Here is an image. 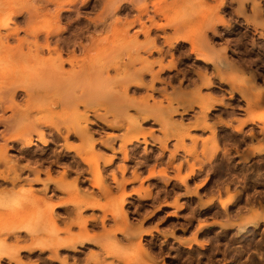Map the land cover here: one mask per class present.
<instances>
[{"label":"rangeland","instance_id":"obj_1","mask_svg":"<svg viewBox=\"0 0 264 264\" xmlns=\"http://www.w3.org/2000/svg\"><path fill=\"white\" fill-rule=\"evenodd\" d=\"M68 1L0 0L20 10L0 28V244L8 250L76 236L83 220L90 240L56 255L23 250L16 261L4 257L0 264H264V0H73L74 9L57 15L55 3ZM140 7L147 14L138 19L133 9ZM55 27H69L63 36L80 27L86 53L67 50L98 71L97 97L110 112L96 108L97 99L63 104L68 92L30 101L17 89L7 93L8 75L22 68L23 84L38 89L31 81L35 69L25 67L34 66V56L17 55L35 54L32 34L44 46L46 30ZM143 29L161 56L144 47ZM113 33L138 35L133 43L113 41ZM93 35L99 37L96 53ZM179 35L186 41L175 39ZM219 61L226 68L217 70ZM115 109L122 114L114 117ZM73 126L86 131L88 143L67 132ZM22 134L31 137V147ZM213 137L220 147L215 153ZM44 190L52 204L68 202L54 207L59 219L40 227L26 223L33 239L24 230L9 236V222H20L22 210L11 206Z\"/></svg>","mask_w":264,"mask_h":264},{"label":"bare ground","instance_id":"obj_2","mask_svg":"<svg viewBox=\"0 0 264 264\" xmlns=\"http://www.w3.org/2000/svg\"><path fill=\"white\" fill-rule=\"evenodd\" d=\"M126 1V0H125ZM138 1V0H136ZM141 1V0H140ZM42 2V1H41ZM127 2V1H126ZM135 2V0H134ZM139 2V1H138ZM137 2V3H138ZM84 3V2H82ZM114 3V2H113ZM128 3V2H127ZM130 5L133 4V0H131L130 2ZM4 3H0V20H1V23H0V28H3L5 27L4 26V23H5V19H10L12 16H16V15H19L20 14V10L19 8L17 7H14L15 5H13L12 3H7L6 2V5H2ZM64 5L56 2L55 3V6H56V13L58 15V13H60V11H64V12H67V10L75 5V2L73 0H70L68 2H65L63 3ZM42 5V4H41ZM82 5V4H81ZM110 5V9H111V5L113 4H110L108 3L107 6ZM119 5V4H118ZM128 5V4H126ZM143 5V4H142ZM155 5V4H154ZM219 5H223V0L220 1ZM64 6L66 8H64ZM104 11H105V8L107 7L106 4L104 5ZM129 6V5H128ZM127 6V7H128ZM148 5H146L147 7ZM14 7V8H13ZM121 7V6H120ZM119 7V9H120ZM144 7L143 9H133V10H136L137 12V16H138V19H140L139 17L143 16L141 14H147V8ZM253 7H256L257 10H260L261 8L256 5V6H253ZM73 8V7H72ZM71 8V9H72ZM75 8V7H74ZM73 8V9H74ZM91 8V7H90ZM134 8V7H133ZM16 9H18L19 11H17ZM42 9H45V8H42ZM77 9V7H76ZM128 9H132V8H129ZM118 10V8H117ZM115 10V11H117ZM127 10V9H125ZM131 10V11H133ZM150 10V9H149ZM156 12L159 11L160 9H154ZM22 11V10H21ZM27 11V10H26ZM51 11V10H49ZM53 11V10H52ZM23 12V11H22ZM25 12V11H24ZM263 12V11H262ZM29 13V12H28ZM150 13V12H149ZM160 13L162 14V12L160 11ZM5 14V17H2V15ZM105 14V12L103 13ZM26 15V14H25ZM31 15V14H30ZM141 15V16H139ZM29 16V15H27ZM59 17V16H58ZM33 19L36 20V17L35 15L34 16H31V17H28V21H33ZM137 19V21H138ZM143 19V18H142ZM219 19V18H218ZM220 20V19H219ZM222 20V19H221ZM208 20H206L207 22ZM72 22V21H71ZM95 22V21H94ZM257 22V21H256ZM31 23V22H30ZM100 23V22H98ZM134 23V22H132ZM29 24V23H28ZM73 24V23H72ZM77 24V22H76ZM93 24V23H92ZM102 24V23H100ZM208 24V23H207ZM30 25V24H29ZM70 25L71 26V23L68 24V26ZM78 26V24H77ZM93 26V25H92ZM100 26V25H99ZM97 23H94V28L96 29L97 27ZM215 26V25H214ZM214 26H211L210 28L213 30V27ZM16 27V26H15ZM66 27V26H64ZM103 27V26H102ZM102 27H99V28H102ZM69 28V27H67ZM60 29V28H57L55 27L54 29H48L46 30L45 34H44V46H40L37 40L38 38V34L35 32V34L32 36H34V38L36 39V42H34V49H35V54H30V56H26V55H29V54H26L25 56L24 55H17V51L16 54L13 53V55H17V58L18 56L20 57H24L25 59L31 61L32 58H34L32 60V62H35L34 63V66L31 65V67H27L28 69H31V68H34L35 70L33 71L35 73V77H33L30 73V77L31 78H35L34 80H31L32 83L35 82V84L39 87H37L38 89H35L34 87L33 88H29L26 86V84L24 85L23 82L25 81V76L24 74H26L24 71H23V68L21 70H15V71H18L19 73L16 75L15 72L12 71V68H11V71L14 73L13 75H8L9 77V84H10V89L8 88L7 90V93H9L10 95H15L16 93V89L19 90V92H23L25 97H26V101H30L31 98H34L35 95L37 96H40V97H49V96H53V95H59L61 92H68V96L64 98V96L62 98L63 101V104H65L64 102H68L70 105H74L78 102H85L86 104H92L94 102L95 99H97L98 101L100 99H98V94L96 93L97 90H98V87H99V78H98V71L94 70V68L92 69V66H90L89 64L85 63V60L84 58H72L70 57V54H71V51H68L67 48L70 46H72L73 48H75L76 50V47L81 49L84 53H86V49L80 44L79 42V39L82 40V38L80 37V33L81 31H78L79 28L78 27H74L75 29L78 28V30L76 31H73L74 29H72L73 31V35L72 36H63V34H65L67 32V30L69 29ZM207 28V27H206ZM215 28V27H214ZM20 29V28H19ZM67 29V30H66ZM83 29V28H82ZM152 29V28H151ZM96 31V30H94ZM14 32H17V29L14 31ZM98 32V31H96ZM8 33V32H7ZM68 33V32H67ZM75 33V34H74ZM144 36H145V45L144 47L148 50H154L156 52L159 53V56H161V52L160 50L157 49L156 47V43H155V38L154 39H150L149 38V29H143L142 32H141ZM11 34V33H9ZM8 34V35H9ZM72 34V33H71ZM82 34V33H81ZM114 34V33H113ZM116 39L113 40V41H128V42H133V43H136V39H137V35L138 34H134L133 36H131L130 38L127 37V33H116L114 34ZM154 36V35H153ZM177 36V35H176ZM83 37V36H82ZM112 37V38H113ZM3 38V37H2ZM51 38H55V40L53 41ZM106 38V37H104ZM8 39V38H7ZM34 39V41H35ZM49 39H51L55 46L54 47H50L49 45ZM171 38H168L167 40H165L166 42H168ZM175 39H179L181 40V42L183 41H186V38L182 37V35L178 36L177 38ZM5 40V39H4ZM92 48H91V51L93 52H97L95 49L98 48V46L100 45L99 43V37L96 36V35H93L92 38ZM170 42V41H169ZM189 44H191L192 46V49L194 50V42H192L191 40H189ZM22 42H19V45H21ZM99 43V44H98ZM112 43V42H111ZM179 43V42H178ZM237 45V44H236ZM235 45V46H236ZM69 47V48H70ZM246 47V46H245ZM3 49V48H2ZM39 49H42L39 50ZM78 49V50H79ZM212 49V48H211ZM47 53V56L46 57H41V54L44 53V51ZM99 50V49H97ZM33 51V50H32ZM31 52V51H30ZM148 52V51H147ZM150 52V51H149ZM5 53V52H4ZM19 53H21L19 51ZM24 53V52H23ZM200 53V51H199ZM263 53V52H262ZM167 54V53H166ZM6 55V53H5ZM9 55V54H7ZM34 56L32 57L31 59L28 58V57H31V56ZM65 55L68 57L67 60H64L63 59V56L65 57ZM3 56V55H2ZM9 57V56H7ZM5 56V59L7 58ZM16 57V56H15ZM203 58V57H202ZM8 59V58H7ZM13 59V58H12ZM11 59V60H12ZM171 59V58H170ZM204 59V58H203ZM10 58L8 61H10ZM26 60V62H27ZM15 61V60H14ZM12 61V62H14ZM19 61V59H18ZM21 62V61H20ZM160 62H161V59L159 58L156 62V65L158 63V65H160ZM15 63V62H14ZM19 63V62H18ZM17 63V64H18ZM22 63V62H21ZM65 63H68L69 66H70V70L66 71L64 70V65ZM176 63V62H175ZM13 64V63H12ZM28 64V62H27ZM30 64H33V63H30ZM155 65V63H154ZM153 65V66H154ZM224 65L222 64L221 61L218 62V64L216 65L217 67V70H219L220 67H223ZM24 67V68H25ZM226 68V66H224ZM16 68V67H15ZM161 70V69H160ZM172 70V69H171ZM204 70V69H203ZM32 71V69H31ZM165 71V70H164ZM32 72V74H33ZM100 73V72H99ZM139 75L142 74V72L138 73ZM186 74V73H185ZM105 75V74H104ZM102 75V76H104ZM143 75V74H142ZM231 76V75H230ZM29 77V75H28ZM128 77V76H127ZM232 77V76H231ZM23 78H25L23 80ZM126 78V77H125ZM143 78V77H142ZM153 80L157 79L156 76H152ZM173 78V77H172ZM124 79V78H123ZM222 78H220L221 80ZM126 80V79H125ZM133 80V78L131 79H127L126 81H121V82H124L125 84H129L131 83ZM34 81V82H33ZM118 81V80H117ZM137 86L139 85H142V80L139 79V81L136 80V83H135ZM91 87V88H90ZM123 87H126V86H123ZM133 88V87H132ZM247 88V87H246ZM90 89V90H88ZM131 90V89H130ZM129 90V91H130ZM233 90L237 91L236 88H233ZM135 91V90H134ZM18 92V93H19ZM136 92V91H135ZM3 92H1L2 94ZM35 93V94H34ZM255 97H258V93L257 92H254L253 93ZM6 96V94H4ZM117 96V95H116ZM124 96V95H123ZM244 96V95H243ZM17 97V96H16ZM115 97V96H114ZM37 98V97H36ZM108 98V97H107ZM222 98V97H221ZM109 99V98H108ZM133 99V98H131ZM6 100V99H5ZM96 100V101H97ZM112 100V99H111ZM123 100V99H122ZM101 101V100H100ZM130 101V100H128ZM220 102V101H218ZM215 103V102H214ZM221 104V103H220ZM226 104V103H224ZM69 105V106H70ZM62 106V105H60ZM65 106V105H63ZM16 107V105H15ZM66 108L69 109V107L65 106ZM97 107H102L106 113L110 112V110L108 109V107H106V105L104 103H101L100 104H97L96 105V108ZM90 110H93L95 111L94 107H89ZM147 109V108H146ZM210 109H212V106L210 107ZM209 109V110H210ZM226 111V110H225ZM123 112V110L121 109H115L114 111L112 110V113L114 115V117H118L119 115H121ZM110 119V118H109ZM228 119V118H227ZM122 120V119H120ZM253 120V119H252ZM35 121V120H34ZM84 121V120H83ZM124 121V120H123ZM90 124V123H89ZM42 125V124H41ZM78 126V125H77ZM85 126V125H84ZM133 126V125H132ZM86 127V126H85ZM57 129V128H56ZM214 129V128H212ZM128 130V129H127ZM67 132L70 133H74L76 134L78 137H79V140L84 144V143H88L89 142V136L87 135L86 131L83 130V129H79V128H76L75 126L71 127V128H68L67 129ZM149 133V132H148ZM90 135V134H89ZM143 135V133H142ZM214 135V133H213ZM20 136H23L21 140H24L27 144V147L29 148L30 144L33 142H31V137H27V135H20ZM73 136V134H72ZM143 136H146V135H143ZM11 138H14L13 140L16 142L17 140L19 139H16V137L14 136H11ZM219 140V139H218ZM221 141V139H220ZM240 141V140H239ZM125 142H130L129 140L127 141H124L123 140V143ZM132 142V141H131ZM134 142V141H133ZM223 142V141H222ZM166 143V142H165ZM219 143V142H218ZM217 143L216 139L213 137V153L219 151L220 147H219V144ZM90 146H92V144H89ZM107 145V144H106ZM31 147V146H30ZM93 147V146H92ZM91 148V147H90ZM27 149V148H26ZM6 157V156H4ZM1 159V158H0ZM94 161V160H92ZM73 163V162H72ZM89 163V161H88ZM91 164V163H90ZM231 165V164H230ZM97 166V165H96ZM42 167V166H41ZM84 170V169H83ZM88 170L89 172H93L94 170H97V168L95 167H92V166H89L88 167ZM37 171V170H36ZM55 172V171H54ZM257 172V171H256ZM96 173V171H95ZM3 179L5 181V178L2 177L0 175V179ZM85 180V179H84ZM35 181H39L38 178L35 179ZM48 181V180H47ZM96 180H94L92 183V185H94L96 183L97 185V182H95ZM46 185V183H44V186ZM86 188V187H85ZM243 189V188H242ZM46 191L44 190L43 193L41 195H37L35 194L33 191H30V194H27V195H24L22 197H19L17 199V201L15 202L14 205L11 206V210L12 212L14 210H16V207H19L18 209H22L21 212H19V214L17 215V219L20 220V222L16 223L14 219L11 218L9 224L10 226L8 227V229H6V233L10 236V235H13V236H18V234H21L23 233L22 230H24L26 234H28V236L32 237L31 236V232H28L27 230V227H26V223H29L31 222L33 226H42V225H45L47 223H51V222H56V220L59 219V216L55 215L54 214V207H57V206H66L68 205V202L67 201H61L60 203L58 204H52L50 202V198L46 197L45 195ZM108 193V189H104L103 191V195H106ZM1 194V192H0ZM259 195V194H258ZM70 201V200H69ZM253 203V202H252ZM42 207V209L40 210H37V211H32L30 212L28 209L29 208H32V207ZM86 206V205H85ZM91 207H95V206H91ZM245 209V208H244ZM10 210V211H11ZM67 211V209L65 210ZM69 212V211H68ZM57 213V212H56ZM4 214V213H3ZM3 214L1 213L0 214V217L2 218ZM66 215V214H65ZM61 216V215H60ZM64 216V215H63ZM65 217V216H64ZM62 218V216H61ZM66 219V217H65ZM91 221H95V218H91L90 219ZM264 220V217L263 219ZM87 222V220H83L82 221V224L80 225L81 228H82V232L81 234L79 235H76V236H73V235H70V236H67L63 239H52V238H49L47 241H42V240H39V239H34V241H32V243L30 245H27V246H22V247H13V248H9L8 250H6L2 244H0V260L3 259L4 257H8L9 259H14L16 261V259H18V253L20 251H23V250H27L29 252H32V251H35V250H44L45 249H48V250H51L52 253L54 255H56L58 249H62V248H75V245H78V244H81L83 242H87L88 240H90L89 236L87 235V230L85 228V223ZM124 223V222H123ZM126 223V222H125ZM254 224H256V222H253ZM251 226V225H250ZM123 228V227H122ZM126 233V232H125ZM33 239V237H32ZM85 245V244H84ZM255 249V248H254ZM11 250H14V253H15V256L11 258V256L9 255V252ZM7 251V252H5ZM24 252V251H23ZM246 252V251H245ZM20 258V257H19ZM51 258V257H50ZM260 258V257H259ZM43 260V259H42ZM130 264H142L139 260H136Z\"/></svg>","mask_w":264,"mask_h":264}]
</instances>
